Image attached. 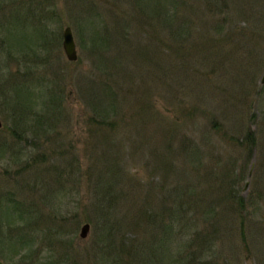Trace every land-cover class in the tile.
<instances>
[{
    "label": "rangeland",
    "instance_id": "374dc122",
    "mask_svg": "<svg viewBox=\"0 0 264 264\" xmlns=\"http://www.w3.org/2000/svg\"><path fill=\"white\" fill-rule=\"evenodd\" d=\"M180 1L155 67L133 62L147 28L99 48L78 28L117 29L130 0H0L32 11L0 31L2 264H264V0Z\"/></svg>",
    "mask_w": 264,
    "mask_h": 264
},
{
    "label": "trees",
    "instance_id": "16d2710c",
    "mask_svg": "<svg viewBox=\"0 0 264 264\" xmlns=\"http://www.w3.org/2000/svg\"><path fill=\"white\" fill-rule=\"evenodd\" d=\"M167 1L168 0H166L165 2L163 0H130V4H133V8L139 13V15H138V17H136V14H133V19L129 18L130 21H127V22L123 21V24L119 23L117 25V29H115V30L109 29L106 25H100V24L96 25V21L93 20V17L91 18L90 22L89 21L87 22V20L83 21V23L81 25H79L78 28H79L80 32L81 31L83 32V34H85V31H88L90 46L93 45V47H95V48H99L98 46L96 47V44H98V43H96V40L99 41V44L101 42L100 40H102L100 47H102L104 44H106V46L109 47L108 45H111L112 40L115 39V38H113L112 35H110L112 32H113V34L117 35V33L122 30V36L124 37L126 35H129L130 31L133 28H137V27H140L143 29L147 28L146 30L149 32L145 34L146 41L144 43L139 42V41L133 43V46L135 47V48L133 47V62L135 64H137L138 66H142L143 65L142 63H148L149 62V57H150L153 65H155V67H157L156 58L159 61H161L163 56L167 55L162 50V48H164L163 45H161L159 43V41H157L160 39V37H159L160 30L161 29L170 30L174 24L177 25V20H181V21L185 22L186 17L188 15V14H184V12H183L184 9L182 8L183 6H179V4L181 2L180 0H169V3H171L173 5V7H177V8L179 7L182 10V11H180L181 14H178L176 12L174 14H162L163 4L166 3ZM222 1H224V0H222ZM206 2L211 3V5L215 4V3L220 4L218 0L217 1L216 0H206ZM219 8H220V6L217 7V9H219ZM1 9H0V12H3V11L5 12V10H6V8L3 10H1ZM30 13H32V11L29 8H23V6L20 4V5L16 6L13 10H10L11 15L9 17L7 15H3V14L1 15L0 14V20L2 18H5L3 21H0V27H2V28H0V31H4V33L8 34V36H10L11 38L16 36L21 31V29H23L22 26L24 25L23 24L24 20H21V18L26 19V17L22 16L21 14H30ZM86 14H87V12H86ZM183 14L186 15L185 18H183ZM180 15H182V17H180ZM133 24H135L136 26H133ZM175 29H176V27H174V30ZM172 35L173 36H171L170 39H173L174 41L177 42V40L180 41L181 37H184L185 34L181 30L180 32L178 31V33L176 35L175 34H172ZM11 38L9 40H12ZM153 41L158 43V46H156V49L154 52H152V50H151L152 46H153ZM115 42H116V40H115ZM178 46L179 47H177L175 51L180 52V50L182 48V46L180 45V42H178ZM8 50H11V48L8 47ZM11 53H12L11 51H8V55H10ZM171 53L172 52H168V56H170ZM174 56H175V54H174ZM154 57H156V58H154ZM153 58H154V60H153ZM134 71L137 72V76L140 77L141 84H143L144 83V77L140 74L142 72H139L136 69ZM138 73H139V75H138ZM137 76H135V77L137 78ZM135 87L139 88L137 83H136ZM142 91H144V90H142ZM139 94L140 93H137V96L135 97V101H136L137 107L139 108V114H140L141 118H143L144 116L145 117L147 116L146 113H147V109H148L149 105L146 107V102L144 100V97L139 96ZM146 122L148 123V121H146ZM246 138L250 141L253 140L252 134L250 132L246 134ZM112 184L113 183H111L108 186L112 187ZM196 193H198V196H200V197L202 196V194H204L203 192H196ZM219 194L221 195V197L224 196V193H222V192ZM122 195L125 196L124 193ZM110 199L112 200V198H110ZM241 201L239 203H241ZM214 203H215V199L212 198L211 204H214ZM102 211L104 212L105 209ZM18 214H19V218H20L21 215L19 212H18ZM72 215L75 216V214H72ZM91 219H93V218H91ZM107 219L109 220V222L111 221L110 218H107ZM9 221L11 222V220H9ZM102 228H104V227H102ZM166 231H168V230H166ZM168 234H169L168 232H165V236ZM111 236H112V232L109 230L108 234H107V240L111 239ZM164 237L161 238L162 243H164L163 242ZM242 238L245 239L243 233H242ZM26 242H27V240L25 241V243ZM25 243L23 241L17 240L15 242V246H18L19 248L16 247V250L22 249V247L23 248L27 247L28 245H26ZM155 243L158 244V242H155ZM123 247L120 249H123ZM161 247H162V244H161ZM26 256H31V255L30 254L24 255L22 258V261L24 260V258ZM119 256H120L119 262H122L125 256L122 254H119ZM133 257H134V253H133ZM129 259H130V256H129ZM134 262L135 261L133 260V263ZM50 264H55V262L52 261V262H50Z\"/></svg>",
    "mask_w": 264,
    "mask_h": 264
},
{
    "label": "water",
    "instance_id": "95a60500",
    "mask_svg": "<svg viewBox=\"0 0 264 264\" xmlns=\"http://www.w3.org/2000/svg\"><path fill=\"white\" fill-rule=\"evenodd\" d=\"M62 48H63V52L65 54V57L68 61H75L77 59V49H76V44L74 41V37L72 34V30L70 26H65L62 30ZM261 82H264V75L261 78ZM2 123L0 121V127H1ZM251 174V169L249 170V176ZM248 185V181H246L245 183V187L244 189H246ZM89 223L85 222L81 228H80V233L79 236L81 238H85L88 234L89 231ZM0 264H2V262L0 261Z\"/></svg>",
    "mask_w": 264,
    "mask_h": 264
},
{
    "label": "bare ground",
    "instance_id": "6f19581e",
    "mask_svg": "<svg viewBox=\"0 0 264 264\" xmlns=\"http://www.w3.org/2000/svg\"><path fill=\"white\" fill-rule=\"evenodd\" d=\"M83 225V224H82ZM81 228V227H80Z\"/></svg>",
    "mask_w": 264,
    "mask_h": 264
}]
</instances>
